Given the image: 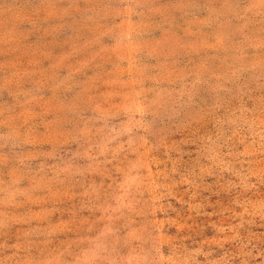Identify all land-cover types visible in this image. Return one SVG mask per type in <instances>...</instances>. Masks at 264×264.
I'll return each mask as SVG.
<instances>
[{"label":"rangeland","instance_id":"rangeland-1","mask_svg":"<svg viewBox=\"0 0 264 264\" xmlns=\"http://www.w3.org/2000/svg\"><path fill=\"white\" fill-rule=\"evenodd\" d=\"M0 264H264V0H0Z\"/></svg>","mask_w":264,"mask_h":264}]
</instances>
